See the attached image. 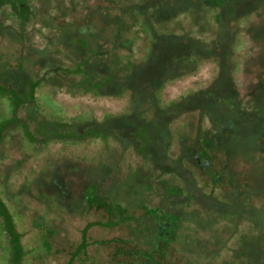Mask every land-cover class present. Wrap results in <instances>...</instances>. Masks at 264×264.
<instances>
[{"label": "trees", "instance_id": "1", "mask_svg": "<svg viewBox=\"0 0 264 264\" xmlns=\"http://www.w3.org/2000/svg\"><path fill=\"white\" fill-rule=\"evenodd\" d=\"M239 1L244 0H0V264H264V243L259 250L255 241L264 216L249 206L248 189L237 190L230 173L225 181L245 208L225 207L223 213L221 203L203 196L208 199L204 205H210L216 214L205 206L192 215L188 209L178 215L163 212L172 223L157 224L158 229L153 230L143 221L145 210L139 218L130 211L131 219L140 224L136 230L134 222L121 218L118 223L115 213L110 215L115 207L121 209L119 205L91 200L86 204L85 223L69 233L76 238L69 235L57 240L61 216L65 221L64 212L68 211L62 200L55 195L41 197L38 176L34 183L26 186L27 180L17 185L12 173L19 166L6 171L3 164L7 157L2 146L11 142L19 144L28 155L25 157L40 159L38 149L50 145L102 139L125 147L133 144L136 154L164 175L183 173L184 162L192 164L189 160L194 161V154L182 151V156H171V123L177 115L164 117L179 102L164 100L169 83L192 74L201 62H209L216 69L212 84L192 95L205 96V103H211L209 111L200 109V119L210 125L202 128L200 146L231 133L236 125L232 115L243 118L249 111L252 94L247 92L246 99L240 96L242 85L235 77L252 72L253 32L245 28H252L247 17L255 14L240 11L232 27L223 30L222 40L217 28ZM193 9L200 16L197 22L191 14ZM211 23L216 24L213 35L207 29L212 28ZM163 51L169 56L162 59ZM145 71L147 75L141 74ZM192 96L182 100L183 106ZM79 100L94 105L105 102L109 115L100 119L86 112L77 117L79 112L70 103ZM215 106L224 108L223 115L216 114ZM70 107L76 117L65 119L64 111ZM163 120L166 131L160 126ZM155 142L163 146L164 167L146 158ZM48 184L49 191L64 193L58 176L49 177ZM227 193L225 205L231 201ZM186 196L191 202L192 197ZM35 201L51 204L46 205L48 211L44 204L27 219L25 212L34 211ZM88 204L97 210L103 208L107 217L89 218ZM252 211L259 212L261 219L253 221ZM21 218L29 221L28 230L19 227ZM216 220L230 226L225 230L229 235L225 255L213 254L221 248H206L190 231L191 223H204L211 229L219 222ZM116 231L120 236H115ZM155 242L158 249H154Z\"/></svg>", "mask_w": 264, "mask_h": 264}, {"label": "rangeland", "instance_id": "2", "mask_svg": "<svg viewBox=\"0 0 264 264\" xmlns=\"http://www.w3.org/2000/svg\"><path fill=\"white\" fill-rule=\"evenodd\" d=\"M242 10H245L243 12L246 13L253 12L255 14V16L247 17L253 24L252 28H245L251 32L250 34L253 32L250 43L254 51L249 60V68H251L252 72L240 73L235 79L242 85V87L239 88L241 92L240 96L246 99L247 92H249L252 94V99L249 103V111H247L243 118L235 114L232 115V120L236 122L232 132L225 134V137H215L211 140L210 148L214 156L211 161V168L215 172H222L224 170L222 166L225 165L223 176H228V173L232 174L231 176L233 178H231V176L230 178L234 181L233 185L235 187L238 185V187H236L237 190L242 191L244 188L248 189L250 193V197H248L249 206L256 207L261 213V216H264V155L262 154L264 152V0L239 1L238 5L229 11L228 17L226 16L217 28L219 29V35H221L219 39L222 40V36H224L222 35L223 30H228L232 27L231 23L237 19L238 13ZM191 14L194 21L197 22V19L200 18L198 12L193 9ZM215 25L216 24L212 25V28H207L212 31V35L215 34ZM207 26L209 25L207 24ZM236 26H239L238 23ZM166 55L169 56V52L165 53L163 51L162 59L165 58ZM199 66L198 75L194 79L175 80L169 83L167 88L168 91L163 96L164 100H175L179 102L176 103L170 111L166 112L167 115L164 117L166 119V117L168 118L170 115H177V118L171 124V131L175 138L174 154L171 156L176 157L175 153L180 154L183 149L187 151L188 146H197L199 142L203 141L200 132H203L202 128H206V124L200 119L203 113L201 111L200 114V109L203 111L208 109L209 111L211 103H205L207 100L205 96L201 95L196 98L192 96L190 100L184 101V106L182 104V100L187 97L188 94L196 90L207 89L215 78L214 72L216 69L212 64L209 62H201ZM141 74L147 75L148 73L145 71ZM253 81L257 83L250 85ZM70 105L72 108H76L75 111L79 112L77 117L86 112H92L101 119L104 115H109L106 114V111L110 110V107L105 102L101 105H94L92 103H86L84 100H79L70 103ZM125 108L126 106L124 105L122 110ZM214 108L217 115H223V111H225L224 108L221 106H215ZM115 109L116 106H114V110ZM75 111L71 113V107L69 109L66 108L64 111L66 116L63 117L65 119L76 117ZM165 122V120L161 121L160 126L162 128L165 127L166 131ZM180 138H185L182 144L179 143ZM121 144L125 147L123 143ZM121 144L119 145L116 141L111 143V141L104 142L99 139L86 143L65 142L38 149L40 158L38 159L34 155L25 157L28 155L21 151L19 144L16 145L11 142L7 147L2 146V150L7 157L3 164L7 166L6 171H10L11 167L15 168L16 165L19 166V169H14L12 173L17 181V185L23 184L29 180V182L25 184L27 186L33 181L35 176H38L40 177L39 184L42 187L39 189V191L42 189L40 196L46 197L47 195H55V198L62 200L68 211L64 212L67 216L65 221L64 217L61 216L59 222L60 231L55 235L57 240L66 239L67 236L70 235V231L75 232L76 228L78 229L85 223L84 215L87 214V210H85L86 204L91 200L97 201L95 203H100L101 201H109L113 204L116 203L121 209L119 208L118 210V208L115 207L110 215L115 213V218H117L118 223L121 218H127L126 220L129 222H134L136 230H140V224L138 220L133 221L131 219L132 215L129 216L133 211H135L136 217L139 218L142 216L140 212L142 213L143 210H145L144 216L146 217H144L143 221L150 224L151 228L154 230L158 229L157 224L161 226L165 223H172L171 220L162 215L163 212L178 215L182 210L188 209L190 210L189 215H192L191 213H194L192 211H198L197 208H203V206H205L204 204L207 202H205L203 193H211L214 191L212 188V179L209 175H206V172H201L195 165L192 164L189 166L188 163L184 162V170L190 168L193 176H190V173L187 171L186 174L181 172L180 176L182 177L163 176L160 178V183L154 182L152 185L153 178L145 176L151 175L148 171L150 166L147 161L136 154L133 144L126 146L125 150H122L123 147H121ZM162 155L163 146L155 142L152 144L150 151L146 153V158L150 159L153 164L164 167L165 159ZM223 156H225V159H223ZM53 163L54 165L52 168ZM49 165L51 167H49ZM1 169H3V167L0 166V172ZM52 175L59 177V180L62 182L64 193L60 191L54 193L53 190L49 191L48 178ZM162 180L166 182V186H174L175 184L180 185L181 189L184 191L179 188H172L169 190L166 188V190H164ZM149 185L151 189L147 190ZM217 185L221 186L220 189L217 187L214 192L217 194L218 198H222L224 190L225 193L228 190V199L231 201H229L228 204L226 203L225 207H234V209L244 207V205L238 202L239 200H236V198L239 199L237 192L231 193L232 186L228 184L224 178ZM21 189H24V186H22ZM186 195L192 197L191 202L187 201L188 198ZM44 204L38 202L33 204L32 207L34 211L29 210L25 212L27 214V219H31L35 216L36 211L42 209L43 206L44 210L48 211L46 205L48 206V204H51L50 201ZM88 207H90L89 215H91L89 218H102L104 220V218L107 217L103 208L102 210H97L94 204H88ZM225 207L221 209L220 212L225 213V211H227ZM153 208H159L161 211L155 212ZM205 208H207V205ZM259 212H249V214L251 213L250 215L253 221L261 219V216H257ZM219 215L218 212V216ZM27 219L21 218V220L18 221L19 227L28 230L30 223ZM109 220L114 221L113 219H105V222ZM223 220H225V217ZM184 221L186 223L188 220L184 219ZM201 224H189L191 227V234L200 241L199 243L202 245L206 244V248L215 250L221 248V250L213 252V254L221 252L225 255V244L227 245L229 239V235L228 233L225 234V230L228 231L230 226H228L226 222L221 221L213 228L208 229L207 227L205 228L204 223ZM119 227L125 229L123 225ZM80 229L81 228H79V230ZM123 232L124 230L122 233ZM256 232L255 241H257L258 244L256 248L260 250L264 243V225L259 227ZM120 234V232L116 231L115 236H120ZM156 234L158 235L157 231ZM76 236L70 235L69 238H76ZM112 236L113 235H107L109 238H112ZM140 240L143 241L142 238H140ZM155 243L154 249H158V243ZM197 247L198 246H195V248ZM135 255L144 259L143 254L137 253Z\"/></svg>", "mask_w": 264, "mask_h": 264}, {"label": "flooded vegetation", "instance_id": "3", "mask_svg": "<svg viewBox=\"0 0 264 264\" xmlns=\"http://www.w3.org/2000/svg\"><path fill=\"white\" fill-rule=\"evenodd\" d=\"M200 64V63H199ZM199 66V65H198ZM193 72H192V74H183V76H181L179 79H177V80H182V79H194L198 74H197V72L199 71V69H198V67L197 68H193V70H192ZM214 80V79H213ZM213 80H212V82H213ZM212 82L210 83V85L212 84ZM209 85V86H210ZM208 86V87H209ZM202 91H204V90H196V91H194L193 93H190V94H188V96H192V95H194V94H196V93H199V92H202ZM175 121V120H174ZM173 121V122H174ZM172 122V123H173ZM171 123V124H172ZM206 125H207V127L208 128H210V125L209 124H207L206 123ZM171 133H172V131H171ZM202 133L203 132H200V134L202 135ZM173 134V133H172ZM174 137V136H173ZM98 140V139H97ZM99 140H101L102 141V139H99ZM185 140V138H180L179 139V143L180 144H182L183 143V141ZM109 141H111V143L112 142H114L113 140H109ZM175 142V138L173 139V148H174V143ZM197 144V143H196ZM200 144H202V142H199L198 144H197V146L196 145H193L192 147H191V145L190 146H188V152H192L193 151V154H194V157H192V158H194V161H193V159L192 160H189V157L187 158L190 162L192 161L193 163V165H195V167L196 168H198L201 172H206V175H209V177H211V179H212V188L214 189V191L213 192H211V193H203L204 194V197L205 198H210L211 200H212V203H213V201H215V203H221L222 205H221V207H222V209L225 207V190H224V192H223V195H222V198H218V196H217V194L216 193H214L215 192V189L218 187V189H220L221 188V186H218L217 184H219V182L224 178V180H225V177L223 176V173L225 172V165H223L222 167H224L223 169V171L220 173V172H215L211 167V165H212V163H211V161H212V159H213V155H212V149L209 147L210 145V143L209 144H206L205 145V147H203V146H200ZM127 150H128V148H127ZM183 151H186V150H184L183 149ZM173 152H174V150H173ZM175 155H176V157L179 155V156H182V150H181V152H180V154L178 153H175ZM223 159H225V156H223ZM148 164H149V166H150V168H149V172L151 173V175H145V176H149L150 178H153V183H152V185L154 184V182H157V183H160L161 181V177H163V176H171V175H164V174H162L161 172H162V170H160L159 168H157V169H154V167L148 162ZM192 164H190L189 166H191ZM186 171L188 172V173H190V176H193V174H191V170H190V168L188 169H186L185 171H183V174H186ZM185 172V173H184ZM171 177H173V176H171ZM174 177H177V178H179V177H182V176H180V175H176V176H174ZM162 183H163V188H164V190H166V188L169 190V189H172V188H179L180 190H183V189H181V186L180 185H174V186H166L165 185V181H163L162 180ZM228 183V182H227ZM151 188H150V185H149V188L147 189V190H150ZM184 191V190H183ZM166 192V191H165ZM214 193V194H213ZM170 195V194H169ZM208 199H205L206 201L208 200ZM217 199V200H216ZM208 203H209V201H208ZM198 206V205H197ZM199 207V206H198ZM200 208V207H199ZM210 211L209 212H211L212 214H216V210L215 209H213V208H211L210 207V205H209V207H207ZM208 212V211H207ZM217 219V218H216ZM217 222L219 221V220H216ZM216 222V223H217ZM220 222V221H219ZM218 222V223H219ZM213 223H215V221L213 222ZM217 223V224H218ZM168 225H170V224H168Z\"/></svg>", "mask_w": 264, "mask_h": 264}]
</instances>
